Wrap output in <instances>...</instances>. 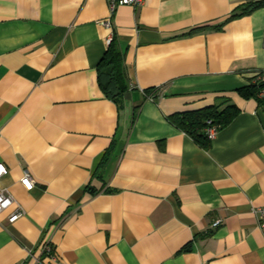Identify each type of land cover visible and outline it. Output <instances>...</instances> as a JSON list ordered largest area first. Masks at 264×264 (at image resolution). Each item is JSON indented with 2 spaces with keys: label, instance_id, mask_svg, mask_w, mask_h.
<instances>
[{
  "label": "crops",
  "instance_id": "crops-1",
  "mask_svg": "<svg viewBox=\"0 0 264 264\" xmlns=\"http://www.w3.org/2000/svg\"><path fill=\"white\" fill-rule=\"evenodd\" d=\"M246 1L0 0V187L24 210L0 212V264H264V105L235 91L264 71V7L233 17ZM223 101L239 113L207 149L168 120Z\"/></svg>",
  "mask_w": 264,
  "mask_h": 264
},
{
  "label": "trees",
  "instance_id": "trees-1",
  "mask_svg": "<svg viewBox=\"0 0 264 264\" xmlns=\"http://www.w3.org/2000/svg\"><path fill=\"white\" fill-rule=\"evenodd\" d=\"M264 7V0H247L240 11L233 17L248 14L258 8ZM122 53L115 37H112L108 50L99 63L98 81L105 94L114 101L119 100L125 91L132 88L125 82ZM264 81L256 78L245 87L235 90L243 99L254 98L259 104L264 105ZM147 94V91H144ZM222 102V101H221ZM213 104L204 108L172 114L168 120L179 130L189 135L198 145L207 149L210 138L206 128L214 126L217 130L226 127L239 113V109L233 103ZM185 248L184 250H186Z\"/></svg>",
  "mask_w": 264,
  "mask_h": 264
},
{
  "label": "built area",
  "instance_id": "built-area-1",
  "mask_svg": "<svg viewBox=\"0 0 264 264\" xmlns=\"http://www.w3.org/2000/svg\"><path fill=\"white\" fill-rule=\"evenodd\" d=\"M146 0H107L109 4V8L111 11H114L116 7L118 6H123V5H128L132 7H140ZM103 26L110 28V22L109 21H104L101 23ZM263 44H264V39H263ZM256 78L264 81V71H259L255 73ZM132 88V86L130 85ZM142 90V89H141ZM144 93V90L141 91ZM150 99L153 98L152 95L149 96ZM218 130L214 126H209L206 128V133L209 138L214 137ZM8 170L5 167L3 163H0V179L7 175ZM34 178L30 174L28 170H24L21 178H20V183L21 185L26 189L30 190L34 186ZM10 206H14L13 211L11 212L9 216V221L13 222L17 220L20 216L24 214L23 208L15 201L11 193L6 189V188H1L0 187V212L9 208ZM254 212L257 214L258 219H259V228L262 231L264 235V206L262 207H257ZM221 221L220 219L215 220L214 223L212 224L213 226H218L220 225ZM41 249L43 253L51 258H54V253L52 251V247L48 243H44L41 246ZM17 264H24V262L17 263Z\"/></svg>",
  "mask_w": 264,
  "mask_h": 264
}]
</instances>
